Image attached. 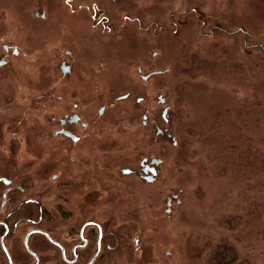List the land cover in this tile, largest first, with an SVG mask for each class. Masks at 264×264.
I'll return each mask as SVG.
<instances>
[{
  "label": "rangeland",
  "instance_id": "1",
  "mask_svg": "<svg viewBox=\"0 0 264 264\" xmlns=\"http://www.w3.org/2000/svg\"><path fill=\"white\" fill-rule=\"evenodd\" d=\"M90 1L0 0V52L1 43L15 36L28 50V55L19 54L1 69L5 76L0 90L55 91L54 80L47 81L54 73L50 70L46 77L50 67L38 62L44 58V45L50 48L58 34L56 25L47 23L57 19L54 12L76 9L78 2L86 7ZM92 1L97 11H105L122 24V38L106 46L115 48L106 73L114 74L113 80L118 81L123 80L119 74L127 73L128 82L136 84L138 90L141 79L136 68L114 62L129 60L149 46L150 52L158 54L159 95L165 99L159 105L164 132L155 137L153 149L164 157L159 181L162 192L154 197L128 195L126 226L113 230L127 229L132 235L126 248L117 246L116 251H123L125 257L118 258L116 264H207L206 242L222 233L235 236V232L221 228L223 218L238 210L247 193L252 192L253 197L264 189L263 177L240 184L238 174L222 166L225 155L219 148L228 130L234 134L236 130L251 133L257 126L264 128V124L256 125L247 110L251 105L264 106V79L250 64L256 54L264 56V0ZM43 9L47 11L44 19L40 17ZM140 27L141 32L130 31ZM99 93L94 99L95 115L100 104L111 97L114 100L112 93ZM165 105L170 106L167 124L160 114ZM110 110L100 121L114 122L113 131L120 130V123L129 124L127 136L139 128V110L133 117V113L126 115L116 107ZM121 115L127 117L124 122L119 120ZM134 139L128 136L129 152ZM142 145L152 148L153 143L145 138ZM170 187L175 194L164 192ZM239 236L241 257L262 264L264 248L250 246L252 238L244 227ZM51 264L60 263L51 259Z\"/></svg>",
  "mask_w": 264,
  "mask_h": 264
},
{
  "label": "flooded vegetation",
  "instance_id": "2",
  "mask_svg": "<svg viewBox=\"0 0 264 264\" xmlns=\"http://www.w3.org/2000/svg\"><path fill=\"white\" fill-rule=\"evenodd\" d=\"M75 8L54 12L57 19L47 25H56L58 34L50 48L44 45V58L38 61L50 67L46 77L54 73L47 81L54 80L56 90H0V264H51V259L116 264L125 257L117 246L126 248L132 235L127 229L113 230L126 226L128 195L162 192L164 157L153 150L155 137L164 132L158 54L148 46L129 60L114 62L136 68L138 90L127 73L117 76L122 81L113 80L105 68L115 48L106 46L122 38L121 22L97 11L92 0ZM46 14L43 9L40 17ZM12 38L1 43L0 80L12 58L28 55L16 42L18 36ZM98 92L112 93L114 100L100 104L95 115ZM114 107L133 113L130 117L136 110L141 115L139 128L128 135L135 136L132 153L129 124L120 123V130L113 131L114 122L100 121ZM169 109L165 105L160 113L166 124ZM145 138L152 140V148L143 147ZM172 189L164 192L175 194ZM170 203L168 197L167 212Z\"/></svg>",
  "mask_w": 264,
  "mask_h": 264
},
{
  "label": "trees",
  "instance_id": "3",
  "mask_svg": "<svg viewBox=\"0 0 264 264\" xmlns=\"http://www.w3.org/2000/svg\"><path fill=\"white\" fill-rule=\"evenodd\" d=\"M250 64L255 68L256 74L264 79V56L256 54ZM247 110L255 118L256 125L264 124L263 105H251ZM183 145L182 142L181 146ZM219 148L225 155L222 166L228 169L231 167L233 173L238 174L236 177L240 184L255 177L264 178V128L257 126L251 133L236 130L234 134L228 130L226 138L220 141ZM252 195V192L247 193V196L241 198L242 204L238 210L228 213L220 223L225 232H235V236L222 233L215 240L206 242L207 264H254L241 257L238 247L239 230L244 227L252 238L250 246L264 248V189H259L255 196ZM236 204H240L239 199ZM255 236L259 237L253 239Z\"/></svg>",
  "mask_w": 264,
  "mask_h": 264
},
{
  "label": "water",
  "instance_id": "4",
  "mask_svg": "<svg viewBox=\"0 0 264 264\" xmlns=\"http://www.w3.org/2000/svg\"><path fill=\"white\" fill-rule=\"evenodd\" d=\"M2 63V61H0V64Z\"/></svg>",
  "mask_w": 264,
  "mask_h": 264
}]
</instances>
